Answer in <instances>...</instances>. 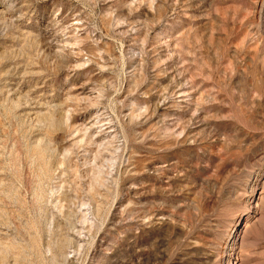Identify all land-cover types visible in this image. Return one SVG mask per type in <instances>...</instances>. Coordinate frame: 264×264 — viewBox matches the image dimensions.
Wrapping results in <instances>:
<instances>
[{
	"label": "rangeland",
	"instance_id": "1",
	"mask_svg": "<svg viewBox=\"0 0 264 264\" xmlns=\"http://www.w3.org/2000/svg\"><path fill=\"white\" fill-rule=\"evenodd\" d=\"M0 264H264V0H0Z\"/></svg>",
	"mask_w": 264,
	"mask_h": 264
}]
</instances>
